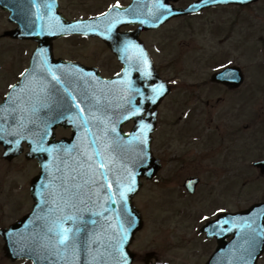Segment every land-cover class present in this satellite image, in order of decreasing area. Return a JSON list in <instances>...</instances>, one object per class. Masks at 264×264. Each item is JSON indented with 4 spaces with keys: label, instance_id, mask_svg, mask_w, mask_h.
<instances>
[{
    "label": "flooded vegetation",
    "instance_id": "af4514ba",
    "mask_svg": "<svg viewBox=\"0 0 264 264\" xmlns=\"http://www.w3.org/2000/svg\"><path fill=\"white\" fill-rule=\"evenodd\" d=\"M195 1L197 0H67L66 2L59 0L60 10L69 19H84L100 14L112 5L126 6L129 4L132 5L133 12L126 19L134 20L136 17L147 19L149 22H151L150 20L154 22L165 20L159 25L154 23L152 29L139 30L137 33L139 40L135 38L144 46L145 52L152 56L156 71L170 89L169 94L161 102L158 109L159 124L153 138V148L161 144L167 151L166 156L154 151L162 164L159 175L163 178L162 182L165 184L166 181L169 182V191L178 192L183 201L177 206L170 204V201H165L158 210L180 217L177 225L184 230L188 229L185 226H188L189 223L193 224L194 235L195 232L200 235L187 238V241L190 244L192 241L198 240L199 245L184 255L174 252L169 254L168 251H165L166 247L173 246L174 243L178 242L166 237L168 239L166 242L162 239L159 242V246H163L164 251L151 250L141 254L137 252L136 256L141 257L137 258L134 264H175L169 259H164L166 261L164 262L158 256H210L216 246V239L214 237L206 239L205 235L199 232V228L221 213L245 211L251 205H246L244 199L243 203L233 205L232 208L228 205L229 196L232 193L229 181L233 182V189H236L234 182L242 181L237 195L239 199L241 196L245 197L243 189L247 181L245 166L247 130L251 131L248 136L249 140L257 144L256 148L259 154L256 160L264 158V81L259 79L258 82L247 87L245 63L241 62L238 57L224 58L227 57L224 52L220 54V57L211 55V60L207 64L211 68L217 69L212 70L207 78H202L200 81H192L187 77H182L181 70L175 61L167 62L165 58L162 60L158 54L165 53L166 49L173 48V51H176L178 47L177 43H174L177 37L176 30L182 23L189 24L195 18L197 19L213 9L248 8L260 2L263 3L259 9V15L264 16V0L247 6H213L203 8L195 13H182L183 10L190 8ZM139 27L138 23L120 24L117 33L121 32L119 35L133 36ZM233 31V29H227L226 33L220 38H216L215 42L219 44L229 41ZM262 31L264 30H261V33ZM256 36V42L261 43L262 34ZM167 38L172 41L167 42ZM95 40H98L99 45H92L91 49L96 53V58L86 57L84 53H81L80 56H73L74 51L82 44L56 46L54 53L57 57L66 60L76 61L88 67H96L101 76L105 78L119 74L125 62L126 77L120 80V85L126 92L132 91V77L137 75V73L133 74V68L134 66L139 67L140 62H143L141 48L116 44L113 45V48H124L127 51V55L125 52L117 54L101 40ZM83 47L84 45H82ZM34 49V43L16 46L14 51L15 71L18 74L15 78L16 81L21 74L22 65L28 63L30 54ZM190 64L191 71L189 73H199L198 62H190ZM172 67H174L175 72L168 73ZM223 69L229 71L218 76L216 82L212 81V75ZM146 71L149 72L148 69ZM71 73L74 77L77 76L76 71ZM230 73L234 75V79H226ZM49 90L50 93L53 92V87ZM1 98L2 96H0ZM168 99L171 102L170 106L172 105L174 109H166L165 114H161L160 108ZM248 100H255L257 104L253 112L247 116ZM70 113L72 111L68 109V114ZM246 121L249 122L246 123ZM131 125L132 121H129L123 127L129 129ZM57 132L68 131L59 128ZM191 160L195 162L196 166H191ZM204 160L211 163L208 167L213 175L210 183L205 181L206 178L202 171L204 169L202 161ZM251 165L252 171L255 173V180H259L262 184V190L258 191V195L252 202H264V167H254L253 161ZM190 177H196L194 189L191 192L187 190L186 185ZM235 177L237 179L234 181L233 178ZM196 195L202 196V201L198 202L199 205L196 204L195 209H190L188 205L192 198H196ZM220 200L223 203H220ZM142 204L145 208L147 200L146 203ZM148 207L151 206L148 205ZM153 207L157 208V205ZM243 219L244 223L248 219L249 223L256 227L264 225V213L244 215ZM229 238L227 236L225 241H228ZM260 256H262L260 264H264V251ZM152 257L154 261L149 262ZM197 264H203V262Z\"/></svg>",
    "mask_w": 264,
    "mask_h": 264
},
{
    "label": "water",
    "instance_id": "95a60500",
    "mask_svg": "<svg viewBox=\"0 0 264 264\" xmlns=\"http://www.w3.org/2000/svg\"><path fill=\"white\" fill-rule=\"evenodd\" d=\"M202 2L209 4L215 1ZM12 4L11 1L0 0V5L11 12ZM24 36L26 35L22 37ZM36 38L39 44L49 45L48 38ZM146 119L148 116L143 118L141 115L136 116V126L129 135L133 142L130 149L128 146L124 149L114 147L112 139L108 138L109 133L106 132L89 133L73 130L70 139L63 138L58 141H52L51 132L46 139L28 138L31 147L28 157H37L42 170L31 185V194L35 200L33 211L1 232L5 240L6 255L14 257L15 250L19 253L16 256L31 258L34 264H47L48 256H51L48 247L55 242L56 249L59 250H56L54 256H68L69 264H130L132 254L127 246L133 232L140 227V222L137 224L138 213L131 204V196L139 186L138 177L149 175L154 164L152 160H148L151 156L149 150L151 126L149 122H145ZM141 123H148L150 126L149 129L143 130V133ZM16 133L18 132L11 128L0 130V142L7 147L14 140ZM142 135L144 142L140 139ZM36 148L51 151H33ZM90 150H98L101 153L98 160L93 157L91 160L88 159ZM82 161L88 164H82ZM101 162L105 165L103 169L99 167ZM92 168L97 176L92 172ZM106 171L109 174L105 179L100 173ZM130 177L134 179V186L132 191L126 192V199L122 201L119 193L127 186H132ZM51 182L59 183L62 191L57 193L51 191ZM97 183L99 190L94 188ZM67 205L74 207L70 210V213H73V216H70L72 219L68 217L63 223H56V232L61 233L65 225L72 226L74 234H77V228H80L82 237L67 245L68 248L65 249L64 244L52 242L48 233L54 218L60 217L64 220L63 216L67 213L64 207ZM24 229L29 230L24 234L21 232ZM26 239L30 240L26 242Z\"/></svg>",
    "mask_w": 264,
    "mask_h": 264
},
{
    "label": "rangeland",
    "instance_id": "374dc122",
    "mask_svg": "<svg viewBox=\"0 0 264 264\" xmlns=\"http://www.w3.org/2000/svg\"><path fill=\"white\" fill-rule=\"evenodd\" d=\"M67 0H65L66 2ZM74 5V4H73ZM260 7L254 6L250 8H246L245 10L236 11L234 9L227 10H211L209 13L205 14L202 17H199L193 22L182 23L177 27L176 34L177 37L174 43H177L178 47L176 51L173 53L171 50L166 49V54L161 56V59L165 57L166 60H170L171 56L173 57V61L177 63V67L180 68L182 77H187L192 81H200L202 78L208 74V64L207 62L211 60V55H215L220 57L221 53H226L227 57H238L241 62L245 64L246 71V86L249 87L251 84L258 82V79L264 78V18L263 16L257 15ZM8 23L2 19L0 15V30L2 31L4 28L7 29L9 26ZM234 30L231 33V38L229 41L217 44L216 38H220L226 33V30ZM258 34H262V42H256ZM167 41H172L167 38ZM6 44L8 41L3 40ZM70 43H74L70 41ZM67 42H56V45H67ZM79 44V43H78ZM70 45V44H69ZM82 45L84 47L82 48ZM81 46H79L75 51L73 56L81 55V53L87 56H91L96 58V53L93 51L92 45H99L95 40L93 41H84ZM250 47L254 48V52L250 49ZM12 50L5 49V51L0 50V62L3 60L10 61L12 60L13 53ZM163 60V59H162ZM220 60V58H217ZM262 61V62H261ZM95 62V60H94ZM190 62H198V71L199 73H189L191 71ZM261 62V64H260ZM175 69L172 67L168 70V73H174ZM5 81L3 83V91L10 84L12 80L17 78L18 74L15 71V65L11 64L10 68L4 73ZM262 76V78H260ZM2 76L0 75V78ZM1 89V88H0ZM2 90V89H1ZM176 92V91H175ZM202 92V91H201ZM177 93V92H176ZM206 93V92H205ZM185 97V96H184ZM183 97V98H184ZM171 102H167L165 109L170 107ZM256 105H251L247 107V116L253 112L254 107ZM248 120V117H247ZM249 121H246L248 123ZM247 137V145H246V172H247V181L245 188L243 189L245 197L241 196L238 198V190L242 181H236L235 188L233 189V182L229 181L231 186V192L229 196L228 205L229 207L233 205H239L243 203V199L246 205L258 195V191L262 190V184L259 180L255 179V173L251 170L249 164L255 157L258 156L259 151L256 148L257 144L252 141L248 143V135L249 130L246 131ZM153 150L158 153L166 156V150L158 144ZM169 153V152H168ZM172 155V153H169ZM22 158L19 157L10 163L1 162L0 166V186L1 189L5 192L4 195H0V213L2 212L1 220L8 224L12 221L16 216L20 214L22 211L23 214L28 210L23 206L27 200H29V191L26 186V190L21 192H12L11 196H9L13 187H17L18 189L21 187L19 183L26 182L29 185L31 173L28 174L23 169V165H25L22 161ZM191 166H196L193 160L190 161ZM32 163V162H31ZM33 164V163H32ZM204 169H202L205 181L209 182L213 179V175L209 171V166L211 163L207 160L202 161ZM233 164V163H232ZM25 179V180H24ZM237 177L233 178L235 181ZM163 178L156 183H146L143 184L140 192L137 194L136 202H138V206L144 211L146 216V226L145 228L137 234L136 240L134 242V249L137 251L144 253L145 251L157 250L164 251L163 246H159V242L164 240L166 242L169 238L177 241L178 243H174V245L166 247L165 251L178 253L184 255L193 250V247L198 245V242L195 240L192 243H188L187 238H191L193 231L192 225L188 226V229L184 230L179 225H177V221H179L180 217H175L174 214H168L167 212H163L158 210L165 201H170L172 205H179L183 201L181 196L175 190L170 192L168 189L169 182L166 181V184L162 182ZM254 180V182H253ZM257 181V182H256ZM211 182V181H210ZM209 182V183H210ZM258 183V185L256 184ZM229 186V187H230ZM8 191V192H7ZM183 195V194H182ZM260 195V194H259ZM146 207L144 208V204L146 203ZM24 201V202H23ZM202 201V196H197L196 198H192L188 207L190 209H195L196 204L199 205L198 202ZM222 201L220 200V203ZM223 203V202H222ZM151 206V207H148ZM157 205L156 207H153ZM22 209H19L21 208ZM24 207V209H23ZM19 209V210H18ZM22 214V215H23ZM184 226V225H183ZM167 237V238H166ZM0 248V264H7V261L4 260L1 254ZM160 259H169L173 261L175 264H184L185 262H195L200 261L202 256H158ZM16 263V262H15ZM18 264V262H17Z\"/></svg>",
    "mask_w": 264,
    "mask_h": 264
},
{
    "label": "snow or ice",
    "instance_id": "6c2138e0",
    "mask_svg": "<svg viewBox=\"0 0 264 264\" xmlns=\"http://www.w3.org/2000/svg\"><path fill=\"white\" fill-rule=\"evenodd\" d=\"M69 27H75V26H74V25H70ZM131 46H132V47H138V46H135V45H131ZM44 51H45V50H43V49L40 50L41 53H43ZM145 63H146V61H145ZM144 75H145V76H150L151 73H149V72H144ZM52 78H53L54 80H57V81L59 80V78L56 77L55 75H53ZM234 78H235L234 75L231 74V73L226 77V79H234ZM13 87H14V86H13ZM137 91H139V90H137ZM163 91H164V85H163V84L153 87V88H152V92H153L154 95H153L152 97H149V99H151L152 102L155 103L156 98H157L158 96H160V95L163 93ZM73 99H75V98L73 97ZM77 107H79V105H77ZM139 111H140V109L137 108V109L135 110V112L132 113V115H136V114H138ZM149 127H150L149 125L141 123L142 133H143V130L148 129ZM140 139H141V142H144V137H143V135L140 137ZM17 143H19V142L17 141ZM33 151H51V149L36 148V149H33ZM94 154H95L96 156H101V153H100L98 150H97ZM88 159L91 160V159H92V156H89ZM89 167H91V165H89ZM99 167H100L101 169H103V168L105 167V165L101 162V163L99 164ZM100 175H101L102 178H105V179H106V173L101 172ZM130 179H131V177H130ZM131 182L134 183V179H131ZM109 186H110V185H109ZM122 187H124V186H122ZM129 191H132V187H131V186H127L126 188H124V190L120 191L119 196H120V199H121L122 201L126 199V192H129ZM109 199H111V197H109ZM69 219H72V217H69ZM129 222L132 223V222H134V221H129ZM93 223H94V221H93ZM67 232H68V230H67V229H64L62 233H59V235H60V241H59V242H60L61 244H67V242H68V240H69V237H68V235H67ZM125 235H126V231H125ZM122 242H123V237H121V240H120V243H122Z\"/></svg>",
    "mask_w": 264,
    "mask_h": 264
}]
</instances>
